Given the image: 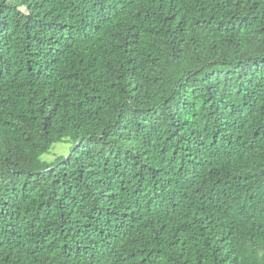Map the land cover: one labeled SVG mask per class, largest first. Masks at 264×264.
<instances>
[{
	"label": "trees",
	"instance_id": "16d2710c",
	"mask_svg": "<svg viewBox=\"0 0 264 264\" xmlns=\"http://www.w3.org/2000/svg\"><path fill=\"white\" fill-rule=\"evenodd\" d=\"M0 264H264V0H0Z\"/></svg>",
	"mask_w": 264,
	"mask_h": 264
},
{
	"label": "rangeland",
	"instance_id": "374dc122",
	"mask_svg": "<svg viewBox=\"0 0 264 264\" xmlns=\"http://www.w3.org/2000/svg\"><path fill=\"white\" fill-rule=\"evenodd\" d=\"M22 9H23V8H22ZM60 151H61V150L59 149V150H57L56 152L59 153Z\"/></svg>",
	"mask_w": 264,
	"mask_h": 264
}]
</instances>
